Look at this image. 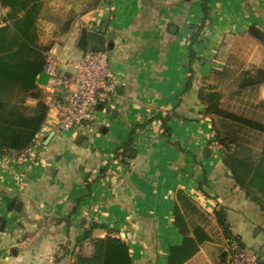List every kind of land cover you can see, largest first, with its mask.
I'll return each instance as SVG.
<instances>
[{
    "label": "crops",
    "instance_id": "0c3cea01",
    "mask_svg": "<svg viewBox=\"0 0 264 264\" xmlns=\"http://www.w3.org/2000/svg\"><path fill=\"white\" fill-rule=\"evenodd\" d=\"M207 7L203 0H103L50 51L37 79L50 107L38 134L40 159L0 155V264H75L84 247L91 253L90 238L109 235L128 243L134 264H168L169 248L184 243L177 191L197 207L182 210L190 235H206L184 264H230L216 219L222 209L230 234L264 263V214L236 186L198 99L216 71L238 76L264 67V44L249 34L254 25L264 31V0H208ZM83 27L115 35L107 53L116 96L89 129L60 132L55 105L64 89L53 81L82 57ZM230 83L219 89H236ZM256 98L264 101V84ZM125 146L127 158L117 156ZM12 199L20 210L8 209Z\"/></svg>",
    "mask_w": 264,
    "mask_h": 264
},
{
    "label": "trees",
    "instance_id": "16d2710c",
    "mask_svg": "<svg viewBox=\"0 0 264 264\" xmlns=\"http://www.w3.org/2000/svg\"><path fill=\"white\" fill-rule=\"evenodd\" d=\"M203 1L207 13L208 0ZM0 6L7 10L0 22V155H6L30 147L46 123L50 107L37 79L48 63L53 44L41 40L45 0H0ZM69 23L62 33L68 32ZM249 34L264 44V31L257 26H252ZM211 80L216 83L206 84L198 93L201 112L212 119L213 142L223 151L224 164L236 186L264 214V101L256 98L257 89L264 84V67L245 70L238 76L234 71H216ZM225 82L236 89H219ZM163 122L165 125L167 119ZM128 153L125 146L117 156L127 158ZM176 197L175 222L184 243L169 248L168 264L186 263L206 240L197 230L190 235L186 224L185 212L197 211L196 205L183 191H177ZM216 219L229 244L243 246L230 234L224 209L216 213ZM5 228L6 220L0 216V233ZM84 238H90L89 233ZM89 243L91 253L80 252L75 264H134L131 247L121 238L109 235L90 238Z\"/></svg>",
    "mask_w": 264,
    "mask_h": 264
},
{
    "label": "built area",
    "instance_id": "2783aa9c",
    "mask_svg": "<svg viewBox=\"0 0 264 264\" xmlns=\"http://www.w3.org/2000/svg\"><path fill=\"white\" fill-rule=\"evenodd\" d=\"M4 15L0 6V22ZM69 64L73 73L55 77L53 81L56 86L64 89L61 100L55 105L57 130L85 131L94 121L99 106L114 101L118 81L112 72L107 52L91 49L84 57L70 60ZM40 146L41 140L37 136L26 150L9 154L19 163H34L40 159ZM226 252L230 264H264L259 251L254 248L233 243L227 246Z\"/></svg>",
    "mask_w": 264,
    "mask_h": 264
},
{
    "label": "rangeland",
    "instance_id": "374dc122",
    "mask_svg": "<svg viewBox=\"0 0 264 264\" xmlns=\"http://www.w3.org/2000/svg\"><path fill=\"white\" fill-rule=\"evenodd\" d=\"M102 2L103 0H45L47 11L40 22L42 42L52 43L54 48L72 30H79L82 25L86 24L82 18L99 8ZM67 23L70 25L68 32L62 33ZM81 252L87 254L90 248L84 247ZM68 263L73 264L72 261Z\"/></svg>",
    "mask_w": 264,
    "mask_h": 264
},
{
    "label": "water",
    "instance_id": "95a60500",
    "mask_svg": "<svg viewBox=\"0 0 264 264\" xmlns=\"http://www.w3.org/2000/svg\"><path fill=\"white\" fill-rule=\"evenodd\" d=\"M114 41H115V35L114 33L110 32L107 33L106 29L102 30L101 32L96 31H89L86 27H83L81 30V35L77 43L78 49L82 52V57L86 55L88 51H90L91 47L93 50L98 52H108L109 50H112L114 48ZM99 108H102V105L99 106ZM111 112V109L108 110ZM83 137H79L80 141ZM132 154L134 152H131L130 157H132ZM8 209L13 210L14 208L16 210L21 209V204H16V200L12 199L7 202ZM260 257L262 254H259Z\"/></svg>",
    "mask_w": 264,
    "mask_h": 264
}]
</instances>
